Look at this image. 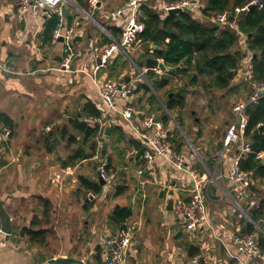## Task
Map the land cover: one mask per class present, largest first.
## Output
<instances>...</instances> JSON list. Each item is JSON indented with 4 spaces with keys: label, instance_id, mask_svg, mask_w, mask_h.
<instances>
[{
    "label": "crops",
    "instance_id": "crops-1",
    "mask_svg": "<svg viewBox=\"0 0 264 264\" xmlns=\"http://www.w3.org/2000/svg\"><path fill=\"white\" fill-rule=\"evenodd\" d=\"M93 1H63L62 18L65 27L74 29L76 51L71 69L65 70L60 67L64 42L60 39L53 42L56 26L46 29L47 17L55 12L41 9L35 13L32 8L23 11L17 0H0V112L8 114L14 121L10 140L5 142L0 138V201L10 214L13 226V232L8 237L0 232V264H36L33 251L36 244L41 242H32L28 229L42 226L50 231L51 213H62V217L73 213L69 214V218L74 219L82 216L86 225L84 237L88 236L85 240L81 236L79 240L73 237L61 240L62 244L67 241L69 246L65 248L68 251L58 256L80 258L87 264H108L105 240L122 224L117 226L111 220L117 205L132 207L133 213L127 221L136 225L135 245L127 264H187L193 256L191 251L197 249L209 264L235 261L234 256L240 253L239 243L234 242L233 238L244 228L247 232V221H250V217L252 219L250 203L264 200L263 176L249 172L251 187L235 182L230 176L238 156L246 157L248 153L244 150V139L224 146L227 131L235 121V104L225 108L226 93H222L220 98L212 96L211 99H204L201 94L196 96L198 83L188 87L183 105L168 108V95L180 89L185 79L183 75L169 74V70L153 72L152 83L157 81L156 77L164 76L169 81L155 87L152 83H142L148 85L150 90L136 83L137 67L145 71L148 66L155 65L147 63L149 57H154L148 53L151 47L155 48L153 43L141 41L137 49L120 47L108 63L95 71V66L99 64L95 49L104 48L114 40L121 44L123 39V27L110 17V13L131 0H96L95 5ZM158 1L167 0H154L151 3ZM196 4L189 9L194 17L202 21L209 19L201 11L205 1L196 0ZM214 17L211 18L213 21ZM242 45L246 49V41ZM251 58L252 52L247 50L236 77L228 87L230 91L240 89L239 78H245L244 68ZM157 59L164 62L162 58ZM146 73L141 74L148 81ZM116 78L130 81L134 86L126 102L140 110L133 119L135 125L139 127L142 123L140 128H143L142 119L150 113L161 118L160 124L168 128L172 152L186 156L183 170L176 169L171 161L157 156L144 175L138 176L143 158L133 142L137 140L133 131L121 117L108 125L116 128H112L106 154H101L103 144L99 152L105 130L103 133L98 127L84 121V117L90 115L84 112V108L88 102L99 108L100 83ZM62 115L67 116V125L62 124ZM36 119H39L40 126L32 124ZM79 122L98 128V136L93 139L96 141L95 152L93 140L82 143L84 133L73 124ZM64 127L68 132L63 137ZM151 130H155V127ZM72 134L77 140L69 142ZM62 138L66 146L74 145L70 154L83 147L86 152L95 153L94 156L64 166L70 154H58ZM142 145L144 147V143ZM98 154L109 160L111 166H116L122 180L118 188L122 192L116 194L115 187L107 194L103 192V196L98 192L96 200L88 201L87 190L91 188L85 187L80 177L98 182L96 175L91 176L92 169L86 166L87 162L98 160L95 157ZM67 168L73 169V174H65L62 180L56 179V173ZM77 168L80 170L81 186L86 189L85 198L76 191V184H71V179H68L72 177L73 181L76 180ZM192 171L203 180L210 225L189 232L184 221L168 208V201L171 198L174 201L177 198H191L196 185ZM135 174H138L137 179ZM150 193L153 196L151 199ZM159 194L163 199L156 197ZM152 202H156L155 208L149 206ZM53 204L62 209L53 210ZM247 212L248 215L244 214ZM34 217L40 224L32 225ZM145 218L147 223L143 225ZM256 222L263 231L256 230L251 222L254 226L252 232L263 241V247L262 254L251 262L264 264V217ZM72 225L66 221L59 222L58 236L62 239V236L72 233L79 234V227ZM23 229L24 235L21 233Z\"/></svg>",
    "mask_w": 264,
    "mask_h": 264
},
{
    "label": "built area",
    "instance_id": "built-area-1",
    "mask_svg": "<svg viewBox=\"0 0 264 264\" xmlns=\"http://www.w3.org/2000/svg\"><path fill=\"white\" fill-rule=\"evenodd\" d=\"M63 1L64 0H17L19 6L23 11L30 8L36 13L41 9H50L58 14L59 22L53 30V42H57L63 37L64 42V55L60 62V67L65 70L71 69L72 62L76 56L73 39V28L65 27L63 21ZM96 4V0L93 1V5ZM141 2L139 0H131L128 4L120 7L110 13V17L117 21L123 27V39L121 44L114 40L104 48H98L96 50L97 56L101 59V63L95 66L97 71L100 66L105 65L114 55L115 51L120 47H134V45L141 42L139 33L144 30L145 24L142 20V13L140 10ZM195 3L192 0H176V1H162L158 7L165 13H168L170 9L182 8L183 10L190 9ZM258 5L259 8L263 7L264 0H252L250 3L242 8H237V12L241 10H248L249 5ZM155 6V5H154ZM227 11L218 13L214 17V21H218L221 24L229 23L231 27H236L235 22H230ZM123 20V21H122ZM154 46L149 49L150 53L154 52ZM1 52V47H0ZM153 71L155 73H161V69L158 65L148 66L145 71L141 73ZM244 77L248 81L251 92L246 101H238L233 111L235 113V121L230 125L227 135L225 137L224 146L227 147L233 141L244 139V150L251 151V143L245 136V128L247 125V116L245 115V108L250 102H257L262 96H264V81L257 80L254 77L253 64L250 60L244 68ZM134 86L130 81L120 80H105L99 85L100 92V113L98 115L90 114L84 117V121L92 127H98L101 131L106 129V126L111 122H117L116 118L121 117L126 123L129 124L130 129L134 135L144 143V152L142 154L143 164L138 169L139 175H144L145 171L153 165L157 156H162L166 160L172 162L176 169L183 170L186 165V156L184 153H173L171 145L168 141V128L163 127L160 122L155 121V114L150 113L146 115L143 121V128L138 127L133 122L139 111L132 105L126 102L128 96L132 93ZM111 121L110 123H108ZM155 127V130H151ZM151 130V131H150ZM0 134L2 140L8 142L12 135V128L0 122ZM103 142L99 144V152L101 151ZM95 157L100 161L99 166V179L107 182L113 181L116 177V173L108 167V160L98 154ZM264 158V151L257 152V159ZM241 156L236 159L233 169L231 171V178L242 185H250L249 171L244 170L240 165ZM195 179L194 193L189 200L183 198H177L173 203V214L178 219H183L186 228L189 231H197L201 226L210 225L209 214L207 212L206 205V193L203 180L197 173L192 171ZM65 174H73V169L67 168L62 172L56 173V179L62 180ZM97 192L94 189L87 190V200L94 201L97 198ZM251 208H259V202L252 201L250 203ZM240 210L244 212V209L240 207ZM248 215L247 213H244ZM256 230L263 231V228L256 221L251 219ZM135 230L136 225L129 221H124L120 227L113 234L105 240L106 248V261L108 264H127L129 257L131 256L132 249L135 245ZM0 232L2 230L0 229ZM233 241L239 243V253L235 255V261L223 264H252V260L259 257L262 254V246L257 236L252 232L238 233L234 236ZM242 255V256H241ZM187 264H209L208 260L200 253L192 256Z\"/></svg>",
    "mask_w": 264,
    "mask_h": 264
},
{
    "label": "trees",
    "instance_id": "trees-1",
    "mask_svg": "<svg viewBox=\"0 0 264 264\" xmlns=\"http://www.w3.org/2000/svg\"><path fill=\"white\" fill-rule=\"evenodd\" d=\"M154 0H148L142 3L140 10L142 12V20L144 21V30L139 33L141 41L160 46L155 48L150 56L162 58L166 65L179 68L168 72L172 75L181 74L185 77L182 86L176 93H169L167 106L173 108L176 104H184V93L189 86L198 84L200 78H209L205 81L208 88H228L236 77L240 68L244 53L249 50L252 52V64L254 77L257 80L264 81V5L259 8L253 5L248 10L237 12V8H242L252 0H204L205 5L201 11L204 16L209 19L201 20L194 17L193 11L186 9L179 13H161L154 8L151 3ZM169 2L176 0H167ZM227 11L230 13L228 19L235 22L236 27H231L229 23L221 24L213 21L211 18L218 13ZM59 16L51 13L46 20V29H53L58 23ZM246 41L247 47L243 48L242 42ZM149 79L153 78V71L147 72ZM157 81L152 83L155 87L158 84H167V77H156ZM147 90L148 85L144 84ZM94 103L88 102L84 108L86 114L100 113V109ZM247 116V125L245 128V136L251 143V151L246 157H241V167L249 171L251 175L264 177V162L257 159V152L264 151V131L255 133L257 128L264 124V96L257 102H250L245 108ZM0 122L14 127L13 119L6 113L0 112ZM76 128L83 131V141L93 140L98 136V128L89 127L84 122L73 123ZM112 128L116 127L112 125ZM67 128H62L63 137L67 134ZM254 134L253 138L251 136ZM77 137L72 134L69 136V142H74ZM94 141V140H93ZM140 154L144 152V147L140 141L133 140ZM96 151V141H94ZM95 153H88L83 147H79L64 162V166L74 165L78 159L93 157ZM108 167L111 164L108 160ZM84 186L88 189H94L100 192L102 184L93 182L89 179L80 177ZM251 187V185H250ZM123 188V187H121ZM122 189H118L116 194H120ZM47 204V201H46ZM133 213L132 207L117 205L111 215V220L117 226L126 221ZM252 219L257 221L260 217H264V200L259 202V208H255L251 213ZM40 224L36 217L32 220V225ZM247 232L252 233L254 226L247 221ZM49 230L40 226L38 229H28L30 240L32 242H43L46 240ZM261 246L263 241L259 239ZM263 247V246H262ZM198 249L191 251L192 255L197 254ZM92 264V263H90Z\"/></svg>",
    "mask_w": 264,
    "mask_h": 264
},
{
    "label": "rangeland",
    "instance_id": "rangeland-1",
    "mask_svg": "<svg viewBox=\"0 0 264 264\" xmlns=\"http://www.w3.org/2000/svg\"><path fill=\"white\" fill-rule=\"evenodd\" d=\"M160 3L161 2H159V1L158 2H154L153 3L155 5L154 8L157 11H159L161 13H164V11L158 7V5ZM195 6H197L196 3H195ZM138 47H140V45H137V44L134 45L135 49H137ZM130 64L133 67L134 64L132 63V61L130 62ZM90 68H92V66ZM141 71H142L141 68L137 67L135 75L137 76L138 80H137L136 83H140V84H142V83H146V84L147 83H151V81L149 79H148V81H146V79L141 74ZM145 76H146V78H147V76L149 78L148 73H146ZM200 79H201L200 82H199L200 85L198 86L197 93H195L196 96H197V94H201L202 98H204V99H207V98L209 99L210 98L211 99L212 96H217L218 98H220L222 93H226V95L224 96V99H225L224 103H226V107L225 108H228V107L232 106V104L233 105L236 104L238 101H241V100L246 101L248 96H249L250 87H249L248 82L246 81L245 78H239L240 80L238 82L240 83V85H239L240 89L239 90H232V91H230L229 88L219 89V90L218 89L209 90L208 87H205V81L206 82L209 81V78L203 79L201 77ZM114 81H119V79L116 78V80H114ZM236 82L237 81H234L233 83H236ZM142 85H144V84H142ZM164 96H165V99H166L167 93H165ZM200 110L202 112L203 109H201V107H200ZM62 111H63V109H62ZM169 114H170V112L168 113V115ZM116 121H118V120H116ZM110 122L111 121H109L108 123H110ZM32 124H35L36 127L40 126L39 119H36ZM62 124H64V125L68 124L66 115H62ZM126 126L129 127V124L126 123ZM140 126H142V123H141ZM0 138H1V140L3 139L1 134H0ZM136 139H138V138L136 137ZM59 146H60V151H59L58 154H61L63 156H66L67 154H70L72 152V150H73L72 147H74V145L73 146H66L65 143L63 142V138H62V143ZM82 165H84V164H82ZM86 166L90 167L92 169L91 176L92 175H96V177H97L96 181L100 182L99 173H98L99 172L100 161L99 160H96V161L92 160L90 162H87ZM111 170L116 173V177H115V179H113V181L107 182L106 184L102 185V188L100 190L101 196H103L102 195L103 192H106L105 194H107V192L109 190H111L112 188H115V187H116V191H117L119 189L118 187L122 185V180L119 179L120 178L119 177V173L116 172V166H114V165L111 166ZM79 172H80V170L77 168V170L75 171V176L77 177L75 181L72 180V177H68V179H71L70 180L71 184H76V186H75L76 191L80 192L81 193L80 195L83 194V198H85L86 197L85 196L86 189H83V187L81 186L82 184L80 183V180H79ZM137 175L135 174V176H134L135 179H137ZM138 176H140V175H138ZM80 195H79V197H80ZM152 197L153 196L150 193L149 199H151ZM156 197L158 199L162 198V196L160 194L157 195ZM149 206L151 208H155L156 202L150 203ZM54 209L55 210H61L62 207L59 206V205L53 204V210ZM69 214L73 215V213H67V217H62V213H51V218H53V219H51V221H52L53 224L52 223L50 224L51 225V228H50V231H49L50 233L47 234V238H46L45 241H43L41 243H38V245L36 244V246L34 247V251L33 252H34L35 257H36V261H37L36 264H40V263H42L44 261H47V260H49L50 258H53V257H61V256H58V254H62L63 252L68 251V249H65V248H67L69 246V243L66 241V242H64L62 244V242H60L61 240L63 241L65 239H67V237H73V238L79 240L78 238L80 236L82 237V240H85L86 238H88L87 235H86V237H84V233H83L84 232V228L86 227L85 218H83L82 216L79 219H74V217L69 218ZM133 220L134 221H138L137 219H133ZM181 220L183 221V219H181ZM61 221H66L67 223H72L73 224L72 227L78 226L79 227V234L72 233L70 235L62 236V239H61L58 236V234H57V231L59 229L58 224ZM143 223H144L143 225H145L147 223V218L144 219ZM54 226L56 227V229L54 228ZM189 232H191V231H189ZM61 246H62V248H61Z\"/></svg>",
    "mask_w": 264,
    "mask_h": 264
},
{
    "label": "water",
    "instance_id": "water-1",
    "mask_svg": "<svg viewBox=\"0 0 264 264\" xmlns=\"http://www.w3.org/2000/svg\"><path fill=\"white\" fill-rule=\"evenodd\" d=\"M141 3H146L147 0H139ZM193 3H196V0H192ZM254 4H250L249 5V9L253 6ZM184 11L182 8H173V9H170L168 11V13H179V12H182ZM228 15H230V13H228ZM60 40L62 41L63 40V37L60 38ZM155 48H160V46L158 45H155ZM97 62L98 63H101V59L98 58L97 59ZM147 63L148 64H155V65H158L161 69L163 70H169V71H173L174 69L176 68H179L180 66H177V67H168L163 61L162 62H159L157 58H154V57H149L147 59ZM163 107L161 106L160 109H162ZM155 121L156 122H160L161 121V118L159 116L155 117ZM264 131V124L260 125L257 130L255 131V133H258V132H263ZM112 132V127L108 126L106 129H105V133H104V137H103V148H102V154L105 155L106 152H107V148H108V141H109V137H110V134ZM254 134L251 136V138H253ZM263 162H264V158L262 159ZM100 183L101 184H105V181L100 179ZM173 203H174V200L171 198L169 199L168 201V208L170 210L173 209ZM250 212L253 213L254 212V208H251L250 209ZM0 219H1V230L3 233H5L8 236H10L13 232V226H12V222H11V216L10 214L7 212L6 208L4 207V204L2 201H0ZM24 229L22 230V234L24 235ZM242 233H246V229H242L241 231ZM40 264H87L85 263L84 260L80 259V258H76V257H72V256H61V257H53V258H50L49 260L47 261H44Z\"/></svg>",
    "mask_w": 264,
    "mask_h": 264
}]
</instances>
